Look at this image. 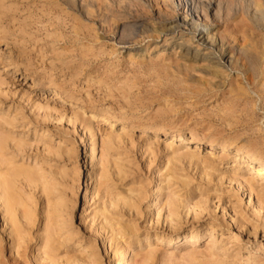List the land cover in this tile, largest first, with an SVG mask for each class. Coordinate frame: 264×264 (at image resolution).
Instances as JSON below:
<instances>
[{"label": "rangeland", "instance_id": "374dc122", "mask_svg": "<svg viewBox=\"0 0 264 264\" xmlns=\"http://www.w3.org/2000/svg\"><path fill=\"white\" fill-rule=\"evenodd\" d=\"M94 3L0 0V180L35 176L15 180L29 221L0 188V264H122L125 245L128 264H264V166L242 164L264 159V32L221 24L256 68L209 77L166 33L180 10Z\"/></svg>", "mask_w": 264, "mask_h": 264}, {"label": "bare ground", "instance_id": "6f19581e", "mask_svg": "<svg viewBox=\"0 0 264 264\" xmlns=\"http://www.w3.org/2000/svg\"><path fill=\"white\" fill-rule=\"evenodd\" d=\"M94 1L95 0H66V3L70 8L78 11V14L80 13L81 15L87 17V14L90 13L88 12V7H92L95 4ZM154 2L156 6L161 5L162 7V11H160L161 8L155 11L157 18L160 20L162 18L165 19L163 16L166 15L165 13L167 12L177 14V11H181L180 14L175 15V17L170 20V22L173 23V26H171L166 33L178 34L179 39L182 41L186 35H189V37L183 42L184 44L182 42L180 44H183V47L185 49L188 47L187 44H190V46L195 45L194 49L188 47V53L186 54L190 55V60L193 64L194 71L198 70L205 75H209L210 77L213 75H217L219 71H222L224 69H238L244 74L253 76L257 60L255 56L248 51L246 46H242L243 44L240 45L239 43L241 47H237L235 44V39L227 38L219 30L221 24H227L228 22H233L237 18H240L247 21L249 25L253 27V30L264 32V0H178L177 3L181 6L180 9H176L177 6H175V4L177 3L174 0H159V2L154 0ZM139 26L137 28H139ZM132 30L137 31L138 29L136 30L132 28ZM261 35L263 36L264 34L262 33ZM130 36L131 35H129V37ZM251 42L252 41H250V43ZM181 46L179 47V49H181ZM249 47L251 46L249 45ZM129 54H131V51H129ZM140 54L141 53H136L135 56L139 58ZM144 54L141 56H144ZM198 60L203 63V66L200 68L196 67V62ZM172 137L173 139L167 144V148L171 149L173 153L177 154L178 150H176V148H173V146L176 144L177 140L181 139V136L176 132V134H174ZM2 140L4 139L2 138ZM2 140H0V150L2 149ZM210 145L212 144L210 143ZM221 148L224 150L227 149L225 148V146H222ZM193 149L199 150V147H193ZM2 150H4V147ZM239 151L240 149H236L235 155H238L237 153H239ZM187 155H181V158L190 156ZM243 160H246L245 162H242V164H245L246 168L251 167L254 164L258 165L259 168L257 169V172H255V174L251 173V175H255L256 177L261 176L262 166H264V159L260 158L255 153H250L245 154ZM11 169H9V171ZM15 169L16 168H13V170H11L9 174L7 172L8 176L3 177L0 180V188L3 192L2 202L6 205L5 209L9 212V214L7 213L8 215H12L11 217H14L15 215L13 214L17 210L16 208L20 207L23 210V217H25V220L29 221L32 215L30 213V210H27V205H24V203L20 199L21 196L19 197V194H17L18 191L15 189V180H17L21 176L29 180L32 179V177H34L33 179H35V176L28 174L30 171L26 172L24 170L26 173H23L24 171L20 172L18 169ZM91 170H93V166H90L89 171ZM246 184H248L249 190L250 192H252L253 189L251 183L249 184V182L247 181ZM157 187H159V185ZM157 189L158 188H156L155 190V194L158 192ZM193 234H191L188 239L186 237H177L175 240H178V243L183 242L194 246L196 245V243H198V241H200V237ZM130 256L131 252L129 251V248L126 245L123 246L120 254V260L122 264H128ZM150 260L151 259L148 256L142 260L141 264H149Z\"/></svg>", "mask_w": 264, "mask_h": 264}]
</instances>
